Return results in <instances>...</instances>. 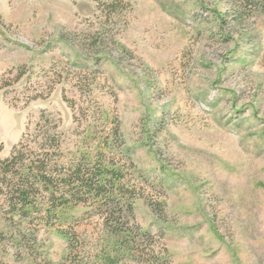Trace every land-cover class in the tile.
<instances>
[{"label":"rangeland","instance_id":"obj_1","mask_svg":"<svg viewBox=\"0 0 264 264\" xmlns=\"http://www.w3.org/2000/svg\"><path fill=\"white\" fill-rule=\"evenodd\" d=\"M42 114L54 170H119L165 264H264V0H0V159ZM48 196L23 220L0 197V261L99 237L87 196Z\"/></svg>","mask_w":264,"mask_h":264},{"label":"trees","instance_id":"obj_2","mask_svg":"<svg viewBox=\"0 0 264 264\" xmlns=\"http://www.w3.org/2000/svg\"><path fill=\"white\" fill-rule=\"evenodd\" d=\"M34 133H27L13 147L10 156L0 159V197L6 202L10 220L14 215L25 219L41 201L39 192L49 193L50 204L46 212L57 207L85 200L87 196L102 219L98 238H89L76 230H61L67 239V253L58 262L45 264H131L134 259L146 256L148 264H165L166 250L153 242L147 251L142 248L143 239L153 236L136 230L124 220V208L131 211L120 182L119 170L103 167L87 169L82 165L56 172L52 166L51 145L57 147L58 139L50 134L42 114ZM34 143L35 147H30ZM127 203V204H126ZM126 213V212H125ZM10 225V224H9ZM13 234L20 238V228ZM101 232V233H100ZM17 238V239H18ZM0 264H7L0 261Z\"/></svg>","mask_w":264,"mask_h":264}]
</instances>
